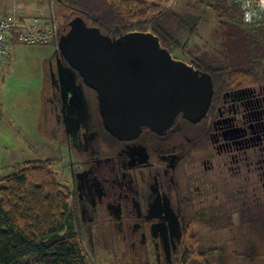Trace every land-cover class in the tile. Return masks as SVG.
<instances>
[{"label": "flooded vegetation", "instance_id": "obj_1", "mask_svg": "<svg viewBox=\"0 0 264 264\" xmlns=\"http://www.w3.org/2000/svg\"><path fill=\"white\" fill-rule=\"evenodd\" d=\"M57 79L51 108L67 153L52 164L65 162L55 173L87 250L99 239L120 264H264V85L212 77L200 121L180 116L161 133L120 139L84 85L83 106L65 120Z\"/></svg>", "mask_w": 264, "mask_h": 264}, {"label": "trees", "instance_id": "obj_2", "mask_svg": "<svg viewBox=\"0 0 264 264\" xmlns=\"http://www.w3.org/2000/svg\"><path fill=\"white\" fill-rule=\"evenodd\" d=\"M61 12L57 38L81 17L104 35L119 38L130 32H151L174 59L176 50L188 64L209 73L221 84L264 85V27L245 25L237 5L224 0H185L163 7L161 0H53ZM204 9L215 15L216 45L186 53L174 25L189 34L178 9ZM16 37L13 32V45ZM58 55V53H57ZM217 83V82H216ZM0 178V264H94L79 221L71 210L69 190L61 184L49 160L27 161ZM218 222L214 221L216 225ZM216 228L230 226L224 220ZM204 255V254H203Z\"/></svg>", "mask_w": 264, "mask_h": 264}, {"label": "water", "instance_id": "obj_3", "mask_svg": "<svg viewBox=\"0 0 264 264\" xmlns=\"http://www.w3.org/2000/svg\"><path fill=\"white\" fill-rule=\"evenodd\" d=\"M57 53L52 82L58 75L65 120L83 106L84 85L97 93L107 131L120 139L136 138L145 128L161 133L180 116L198 122L212 101V77L174 59L151 32L111 38L76 17Z\"/></svg>", "mask_w": 264, "mask_h": 264}, {"label": "rangeland", "instance_id": "obj_4", "mask_svg": "<svg viewBox=\"0 0 264 264\" xmlns=\"http://www.w3.org/2000/svg\"><path fill=\"white\" fill-rule=\"evenodd\" d=\"M184 1L176 0L175 3ZM52 5L56 8L55 17L59 24L61 12L56 2ZM177 11L182 18L187 19V23L197 24L198 30L192 34L184 27L174 25L173 30L180 42L188 43L185 45L186 53L216 45L214 32L218 19L215 15L204 9L192 10L184 5ZM13 51L15 61L11 67L9 63L0 69V101L5 105V116L0 126V178L12 174L15 166L27 161L56 162L57 159L61 160L63 153H67L65 144L60 143L63 136L56 125L55 110L49 106L47 99V91L53 81L52 74L58 65L56 47L19 45ZM174 55L188 63L189 58L183 51L176 50ZM64 163L61 162L60 167H53L52 164V168L58 170ZM58 179L61 184L65 183L63 176ZM99 242L97 239L94 252L88 250L94 264L123 263L111 248H104Z\"/></svg>", "mask_w": 264, "mask_h": 264}, {"label": "built area", "instance_id": "obj_5", "mask_svg": "<svg viewBox=\"0 0 264 264\" xmlns=\"http://www.w3.org/2000/svg\"><path fill=\"white\" fill-rule=\"evenodd\" d=\"M170 7L176 0H161ZM238 6L243 23L264 27V0H224ZM55 1H53L54 3ZM59 24L55 15L46 23L40 19L22 21L18 16H0V69L7 65L12 54L13 32L18 45L48 46L57 38Z\"/></svg>", "mask_w": 264, "mask_h": 264}, {"label": "crops", "instance_id": "obj_6", "mask_svg": "<svg viewBox=\"0 0 264 264\" xmlns=\"http://www.w3.org/2000/svg\"><path fill=\"white\" fill-rule=\"evenodd\" d=\"M53 0H0V16H18L22 21L40 19L42 22L48 23L51 18L56 14V8L52 5ZM57 7V6H56ZM19 46L15 44L12 46V54L8 59L10 67L15 61L14 58V48ZM48 46L58 47V43H52ZM35 47H45V46H35ZM4 66V67H6ZM55 86L53 82L47 91V99L49 106H52L51 99L53 98V91ZM5 116V105L3 101H0V126L3 122Z\"/></svg>", "mask_w": 264, "mask_h": 264}]
</instances>
